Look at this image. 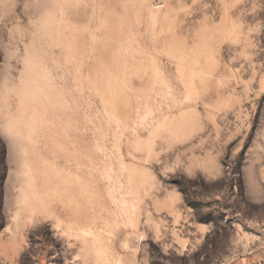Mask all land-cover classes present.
<instances>
[{
    "label": "rangeland",
    "instance_id": "1",
    "mask_svg": "<svg viewBox=\"0 0 264 264\" xmlns=\"http://www.w3.org/2000/svg\"><path fill=\"white\" fill-rule=\"evenodd\" d=\"M0 264H264V0H0Z\"/></svg>",
    "mask_w": 264,
    "mask_h": 264
}]
</instances>
